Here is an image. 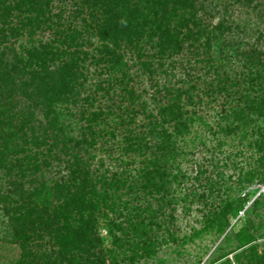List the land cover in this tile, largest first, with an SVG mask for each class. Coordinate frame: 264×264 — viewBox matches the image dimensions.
<instances>
[{"label":"trees","instance_id":"trees-1","mask_svg":"<svg viewBox=\"0 0 264 264\" xmlns=\"http://www.w3.org/2000/svg\"><path fill=\"white\" fill-rule=\"evenodd\" d=\"M65 1L0 0V182L30 189L16 201L8 199L12 232L26 253L17 264H106L105 255L95 253L106 242L97 234L100 227L119 251L150 257L159 247V231L168 233L165 222L174 220L172 184L179 188L187 180L179 170L186 138L195 126L205 125L196 111L200 94L212 98L223 93L234 105L219 119L224 135L245 131L254 123L252 117L264 121V60L255 50L239 52L224 21L213 28L203 25L195 14L198 0H71L73 9L58 7L54 13L53 4ZM234 1L250 7L253 0ZM215 43L217 55L212 57ZM185 45L202 49L203 69L213 80L194 78L188 87H162V93L156 91L159 97L151 98L153 109L139 102L122 49L134 52L152 74V63L142 60L149 54L146 49L161 68ZM86 46H94L92 54L82 50ZM233 50L248 71L242 82L248 88L241 92L233 89L226 72ZM87 61L99 81L81 98ZM17 94L29 105L18 108ZM34 111L41 113L42 122L33 121ZM255 132L250 146L259 153L257 166L244 179L264 185V126ZM96 144L110 157L118 152L112 172L102 161L94 166L89 151ZM52 165L64 174L49 177ZM205 187L207 197L215 193L220 198L216 182L207 178ZM193 198L205 200L195 192L184 199ZM219 201L203 232L223 235L242 213L239 243L230 252L240 249L234 254L236 264H264V252L250 245L254 224L246 198ZM27 232L32 236L23 235ZM115 253L110 251V264L132 260L124 251ZM219 264L231 263L225 259Z\"/></svg>","mask_w":264,"mask_h":264},{"label":"rangeland","instance_id":"rangeland-1","mask_svg":"<svg viewBox=\"0 0 264 264\" xmlns=\"http://www.w3.org/2000/svg\"><path fill=\"white\" fill-rule=\"evenodd\" d=\"M71 2V0L65 1L64 4L55 2L52 10L56 13L59 10L58 7H63L68 12V10L73 9ZM254 5L257 6V10H252ZM195 14L202 20V24L208 28H213L218 22L224 21L225 26H228L232 31L230 39L233 40L235 46L239 47V52H242V50H255L259 53L260 58L264 60V0H253L250 7L236 3L234 0H198L195 5ZM46 36L47 34H44V37ZM92 41L96 44V40ZM186 46L172 60L161 62V68L157 67L160 65V61L151 58L152 50L150 48L146 49L145 51L149 54L145 55L146 57L142 60L149 64L152 63V74L137 61L134 52L127 48L122 49L121 53L124 54L127 71L132 79L131 87L134 95L139 96V102L144 101L150 109H153L151 98L157 99L159 96L156 91L160 92L162 87H188L190 81L194 78H199L200 82L202 81L201 78H205L207 81L213 80L203 69L201 63L203 59L202 49L190 47L187 49ZM93 47L86 46L82 50L87 54H92ZM217 50V44L215 43L213 51ZM196 52L199 53L198 60L194 59ZM228 53L226 72L231 79L230 84L234 86L233 89L241 92L242 89L248 88L247 84L242 83L243 76L247 77L248 71L242 67L245 62L240 56L241 54L236 53L235 50ZM216 55L215 52L212 57H216ZM87 70L86 82L80 94L81 98L91 94L95 83L99 81V77L94 72L95 68L88 61ZM100 78L102 79L103 76ZM202 84H198L196 87L202 90ZM99 97L98 94L97 100ZM16 98L19 102L18 108H23L22 106L26 102L28 105L30 103L23 95L17 94ZM200 98L202 103L196 108V111L205 125L195 126L192 134L186 138L187 147H184L185 153L179 160V170L186 175L187 180L179 188L176 184H172V190L170 191L177 202L174 205L172 225L165 222L169 230L168 233L172 234V239L166 231L160 230L159 240L161 241H159V247L156 249L155 254L150 257L145 255L140 257V252L134 256L135 254L126 252L124 249L120 251L116 249L110 244L111 241L106 235L104 227H100L97 234L103 237L106 242L103 243L101 249H96L95 253L101 251L105 255L106 264H110L109 255L112 250L118 255L124 251L125 256L132 259L120 264H213V261H216L223 253L229 254L217 260L214 264H219L225 259H228L231 264H236L234 254L239 252L240 249L235 252L230 251H233L239 243L236 235L241 228L239 218L242 213L233 217L230 226L223 235L218 236L212 231L203 232L206 218L213 213L218 205L217 203L220 202L219 199H225V196H229L230 199L246 198L247 216L253 220L254 224L251 231L253 241L250 245H256L258 252H264V185L255 182L256 180L247 183L244 179L245 174L257 166L256 160L259 153L250 144L256 138L255 131L258 128H263L264 121L252 117L254 123H251L245 130L246 136L244 135L245 131L241 132L240 130L224 135L220 130L224 123H220L219 119L228 107L231 108L234 105H228V98L223 93L215 94L212 98L200 94ZM98 101L104 105L106 104L103 99ZM114 104L119 105V101ZM34 119L42 122V115L39 111H34L33 121ZM136 122L139 123L140 119L138 118ZM101 147L102 145L96 144L94 149L89 151L95 157L93 164L99 166L102 161L104 169L112 172L117 168L116 157H118V152L110 157ZM52 166L51 172L48 174L49 177L56 176L57 173L59 176L64 174L55 165ZM197 169L203 171L204 174L196 175ZM207 178L220 186V198L215 197V193L212 198L207 197L208 191L205 187ZM7 180L9 181L10 178H7ZM19 189L17 183L9 186L7 183L3 185L0 182V264H17L26 254L19 240L14 237L12 232L14 216L7 209L9 198L16 201L23 190H30L28 184L23 186L22 191ZM194 192L197 196L204 194L205 200L193 198L190 202L189 199H184L185 196H190ZM254 201H259V203L252 209ZM169 212V210L166 211V214ZM165 221H168V219L166 218ZM28 234L32 236V233L28 232L23 235ZM227 236L228 238H226ZM46 248L47 251L50 250V247L47 246ZM118 259L120 260V256Z\"/></svg>","mask_w":264,"mask_h":264}]
</instances>
